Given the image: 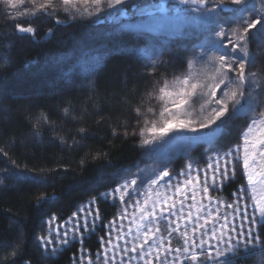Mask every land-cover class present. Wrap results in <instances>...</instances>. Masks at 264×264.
Returning <instances> with one entry per match:
<instances>
[{
    "label": "snow or ice",
    "instance_id": "obj_1",
    "mask_svg": "<svg viewBox=\"0 0 264 264\" xmlns=\"http://www.w3.org/2000/svg\"><path fill=\"white\" fill-rule=\"evenodd\" d=\"M0 3L11 8L17 20L51 18L61 12L72 19L84 15L127 16L131 8L139 18L138 24L149 31L191 21L206 26L211 33L207 42L186 60L184 71L173 76L171 84L178 86H170L163 78L162 83L156 82L159 87L149 94L144 110L134 109L143 123L139 133L132 134L141 137L142 145L157 144L173 132H200L216 125L205 137L187 138L206 139L212 144L235 118L255 113L256 96H264V84L252 71L257 56L249 50L250 44L264 50V0H174L170 5L167 0H27V7L26 0ZM15 30L36 34L30 23L16 24ZM162 63L150 61L151 73ZM259 106L264 107V100ZM239 140L223 154L207 156L204 167L189 162L179 172L164 170L147 179L137 176L105 192L104 200L111 198L114 205L119 203L120 211L116 219L99 225L106 232L94 253L83 247L85 233L79 231L83 227L86 232H96L100 211L93 207L94 201L69 217L65 223L75 219L71 228L65 227L62 232L57 228V235L62 236L60 243L67 246L69 236L79 241L78 255L73 257L79 264H237L255 256V242L264 229V112L250 116ZM238 165L247 183L232 193L231 202H225L212 193L221 191L224 181L236 176ZM13 176L17 181L46 183L40 176ZM51 199L41 195L36 203ZM125 220L127 225L120 223ZM241 237L246 252L238 255ZM39 240L45 247L51 242L44 236ZM174 240L179 244L174 245Z\"/></svg>",
    "mask_w": 264,
    "mask_h": 264
},
{
    "label": "trees",
    "instance_id": "obj_2",
    "mask_svg": "<svg viewBox=\"0 0 264 264\" xmlns=\"http://www.w3.org/2000/svg\"><path fill=\"white\" fill-rule=\"evenodd\" d=\"M44 17L13 19L0 3V264H69L68 250L57 258L44 255L38 237L45 219L98 196L141 159L129 128L152 77L139 73L131 54L103 52L106 61L97 70L85 61L82 71L80 64L103 43L130 44L136 54L141 45L126 31L105 34L114 29L110 16ZM29 23L34 36L15 30L16 24ZM83 82L90 87L80 86ZM245 120V115L235 118L218 140L224 145L236 140ZM13 173L40 176L46 183L17 181ZM239 183L233 180L224 192ZM41 195L52 199L37 205ZM260 232L259 249L264 229ZM257 256L237 264H257Z\"/></svg>",
    "mask_w": 264,
    "mask_h": 264
},
{
    "label": "rangeland",
    "instance_id": "obj_3",
    "mask_svg": "<svg viewBox=\"0 0 264 264\" xmlns=\"http://www.w3.org/2000/svg\"><path fill=\"white\" fill-rule=\"evenodd\" d=\"M174 0H167V4H172ZM27 0L24 7H27ZM6 7V6H5ZM6 12L9 15H15L14 11L11 8H7ZM128 15L127 16H110V18L115 23L114 29H105L104 33H116L120 31L128 32L132 38L134 44H140V51L137 52L134 50L133 46L130 44L127 46H122L113 41L112 46L107 45L106 43L97 46L95 50H90V54L83 55V61H80L82 65V71L85 70V65L91 64V69L97 70L95 68L99 67L106 61L105 55L103 56V52H115L119 54H125L136 57L139 62V73L151 78V83L148 88L143 93L142 101L139 104V108L141 111L144 110V106L147 105L149 102V94L153 93L159 84L156 82L162 83L163 78H167L170 82V86L177 87L178 85H172L171 81L173 80L174 75H179L185 69L186 60L192 59L194 57L195 52L197 51L198 47L201 44H205L211 35L210 31L207 30V27L202 25L199 22L191 21L187 24L183 25H173L166 29H153L151 31L146 30L144 27L138 24V17L135 14V9H127ZM64 15L66 18H71L69 15L65 13H58L56 16ZM78 18L82 19H89L95 20L98 19L96 16L88 17L84 16H77ZM48 18L44 17V21ZM255 31V30H253ZM250 52H255L257 56V63L256 66L252 69V71L257 73L260 83L264 84V50H258L255 48L254 45H249ZM130 51V52H129ZM104 58H103V57ZM82 60V59H81ZM87 63H86V62ZM103 61V62H102ZM163 62L157 68L154 74L151 73V68L149 66V62ZM85 62V63H84ZM98 65V66H96ZM102 68V67H101ZM87 69V67H86ZM90 69V70H91ZM87 70V71H90ZM100 70V69H98ZM86 73V72H85ZM86 79V78H85ZM88 80V79H87ZM93 79L91 83H93ZM72 83V82H71ZM87 85L90 87L89 82H83L82 85ZM77 86V85H75ZM257 91H259L257 89ZM264 100V96H256L257 104L254 105L257 109L255 113L246 114V120L242 128H240L237 139L233 142L224 145L221 140H218V135L215 136L212 144L207 143L206 139H187L190 137H205L206 134L212 132V129L216 127L213 125L212 128L203 129L200 132H173L170 136L165 137L164 141H161L157 144L147 146L142 145L141 137L139 135H133V132L139 133L140 128L142 126V121H138L136 116V122L131 126L130 135L137 137L138 139V148L141 151V159L138 161L132 170L128 171L125 175L120 177L117 183L108 188L107 190L102 191L98 196L91 197L83 202H80L70 213L64 214L62 216L58 214L51 215L47 217L44 221L42 233L39 237L44 236L50 239V243L47 247L44 246L43 242L39 240V244L44 252L46 257L57 258L59 255L64 251H69V264H79V261L74 260V254L78 255V249L81 247L79 241H72L71 236H69V244L64 246L60 243L62 236L57 235V228H71L74 223L75 219H73L71 224L65 223L69 220V217H73V213H77L78 209L83 206L89 204V202L94 201V208H98L100 211V219L97 222L98 227L95 233L86 232L83 227H80L79 231L85 233V239L83 241V247L91 250V252H95L99 248V238L101 236H105L106 229H102L99 227L100 224H108L110 221L117 218V213L120 211L119 203L113 204L111 202V198L108 201H105L103 198V194L107 191L114 189L124 180H130L132 178H136L137 176L142 178H155V175L167 170L172 173L179 172L182 170L189 162H194L199 167H204L206 164V157L209 155H213L214 152H218L223 154L228 148L232 147L233 145L240 142L239 136L242 130L245 129L248 119H250L251 115H257L260 112H264V107L259 106V102ZM231 107V106H230ZM135 112V111H134ZM136 115V113H135ZM193 115H196L193 112ZM46 124L48 122H45ZM219 123V121L217 122ZM49 124V123H48ZM55 134V133H54ZM181 137H184L183 139ZM64 140H59L60 144H64ZM233 180L240 182L239 186L247 183L246 177L241 175V166L236 167V176L232 178L231 176L229 179L224 181V185L221 191L212 193L213 195L219 197L220 199L224 200L225 202H231L233 199L232 193L236 191V189L231 190V192L226 193L225 188ZM139 183V180H138ZM237 187V188H238ZM223 210V209H222ZM86 211V210H85ZM55 217V220L52 218ZM51 221V223H46ZM127 225L128 221L125 220L123 222ZM51 229V230H49ZM241 246L238 250V254L245 253L246 249L243 248L244 238L241 237ZM115 242V241H114ZM122 244L123 241H120ZM174 245H178L179 241L174 240ZM256 243V257L257 264H264V256L261 255V249L259 247L262 245L260 240L255 242ZM224 245H221L223 247ZM111 248V245H108ZM251 247V245H249ZM53 249H56L55 255H52L51 252ZM260 250V251H259ZM120 253L118 252V255ZM135 255V254H130ZM125 260H127V256H125ZM29 264V263H25ZM135 264V262H134Z\"/></svg>",
    "mask_w": 264,
    "mask_h": 264
}]
</instances>
